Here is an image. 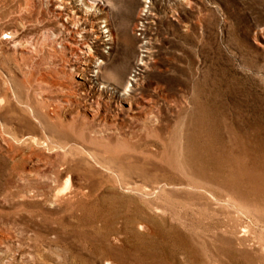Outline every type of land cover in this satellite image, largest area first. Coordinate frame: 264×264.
Wrapping results in <instances>:
<instances>
[{
  "label": "rangeland",
  "instance_id": "rangeland-1",
  "mask_svg": "<svg viewBox=\"0 0 264 264\" xmlns=\"http://www.w3.org/2000/svg\"><path fill=\"white\" fill-rule=\"evenodd\" d=\"M56 4L0 0V264H264V0Z\"/></svg>",
  "mask_w": 264,
  "mask_h": 264
},
{
  "label": "bare ground",
  "instance_id": "bare-ground-1",
  "mask_svg": "<svg viewBox=\"0 0 264 264\" xmlns=\"http://www.w3.org/2000/svg\"><path fill=\"white\" fill-rule=\"evenodd\" d=\"M56 1H57L56 6L61 7L62 0H56ZM142 14L143 13H140V15H142ZM142 26H143V24L141 23V21H139L138 27L136 29L142 30ZM107 36H108V39H106V41L108 43H111V39H112L111 35L108 34ZM12 38L16 39L17 36L15 34H12ZM64 45L71 51V53L75 54L76 65H78L81 69L84 70L85 65L86 66H88V65L92 66L93 69H91V72H92V75L94 77H96L102 71L103 65H104V59L97 57V56L94 57L93 54H91L89 52L88 45L84 41H82V39H80L78 37H71L69 39V41L66 42ZM142 47H143V50H142L143 53H141V55H140L141 63L143 61V56L145 55V52H147V49L145 48V46L142 45ZM131 81L136 83L137 76L135 74H131L130 78L126 82H124L125 92L130 91L131 87L134 85V83H131ZM126 93L128 94V92H126ZM127 104H128V108L131 110L132 109V103L127 102ZM134 105H135V108H137V110L138 109L141 110V108H142L141 102L135 101ZM68 182H69V178L67 177L65 184H67ZM73 190H74L73 191L74 195H78L82 192L79 187H75V186H74Z\"/></svg>",
  "mask_w": 264,
  "mask_h": 264
}]
</instances>
